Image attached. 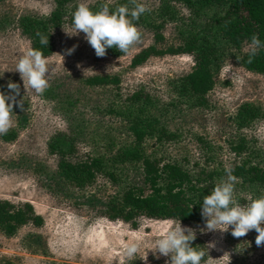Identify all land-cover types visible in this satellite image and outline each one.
Returning <instances> with one entry per match:
<instances>
[{"label":"rangeland","instance_id":"1","mask_svg":"<svg viewBox=\"0 0 264 264\" xmlns=\"http://www.w3.org/2000/svg\"><path fill=\"white\" fill-rule=\"evenodd\" d=\"M72 1L70 6L86 3L92 9L98 5L114 8L121 0ZM136 2L146 8L135 24L140 36L122 57H97L82 32L68 36L64 32L71 34L68 26L56 31V51L47 58L48 87L36 94L25 92L14 71L17 58L30 47L21 34L19 20L26 15H48L55 0H0V86H5L0 91H8L9 80L21 87L16 98L21 106L13 105L14 123L0 135V199L29 202L44 219L42 227H23L12 237L0 232V264H165L168 260L154 258L147 249L171 226L170 221L141 219L136 229L120 221H107L101 214L107 195L115 191L107 179L98 177L87 188L76 190L56 176L57 159L47 145L59 132L69 138L77 156L103 159L123 183L141 188V161L145 157L181 164L203 180L206 176L198 175L202 170L214 171L219 182L226 170L231 171L239 162L229 145L235 137L252 146V155L254 151L264 154V75L244 70L232 56L236 52L229 53L219 29L211 27L215 18L223 16V9L204 0ZM157 34L163 38L157 48L177 46L195 34L205 52L212 53L214 85L203 103H180L175 90L176 83L193 67L191 57L152 58L140 67L129 66L136 53L155 43ZM73 45L75 50L65 55ZM242 50L247 51V45ZM104 74L120 76L122 100L139 89L151 95L153 102L134 113L157 120L152 136L137 143L125 115L114 109L119 106L111 103L110 90L85 85L87 77ZM245 104L257 107L261 116L243 123L239 113ZM161 129L174 138L159 139ZM4 136L12 139L4 141ZM134 149L137 157L124 154ZM255 161L264 165L261 158ZM233 195L239 203L249 193L235 181ZM186 226L196 230L194 243L205 252L201 264H264V244L256 246L254 230L233 237L230 231L202 232L203 222ZM133 234L141 238V246L128 258L122 254V241ZM209 242H214V247L208 248ZM145 250L147 256L142 260Z\"/></svg>","mask_w":264,"mask_h":264},{"label":"trees","instance_id":"2","mask_svg":"<svg viewBox=\"0 0 264 264\" xmlns=\"http://www.w3.org/2000/svg\"><path fill=\"white\" fill-rule=\"evenodd\" d=\"M217 4L223 9V16L215 18L211 27L218 28L224 42L229 46L232 55L238 64L246 71L264 75V48H261L249 62L248 50L243 51L250 37L255 34L264 42V0H204ZM72 0H55L54 9L46 16H23L19 20L21 34L27 38L30 47L39 49L44 57H51L56 51L55 32L63 26H69L72 13L76 6H70ZM127 5V0H121L110 12L119 5ZM102 5L93 7L98 11ZM141 17L133 20L135 25ZM48 36V45H41L36 33ZM163 40L162 36L155 35V43L143 48L130 60V67L137 68L152 58L166 56H189L193 60L190 72L183 76L175 85L180 103L198 101L203 103L207 94L212 90L214 81L213 57L206 53L200 44L197 35L186 37L181 44L166 48H157L156 44ZM126 52L118 49H106L105 54L114 58L122 57ZM85 85L97 89H109L111 103L117 104L120 113L125 115L128 128L137 143L146 136H152L156 121L152 116L134 113L138 107L142 109L151 104V95L143 89L136 90L125 100L120 96V76L116 74L93 75L84 80ZM133 111V112H132ZM240 118L243 123L257 120L261 113L257 107L245 104L240 108ZM158 138L172 140L174 135L166 129L158 131ZM156 136V135H153ZM8 141L11 137H2ZM12 139V138H11ZM247 141L239 136L230 142V150L239 158V162L230 171L242 187L249 193L239 200L244 205L249 198L255 199L264 196V165L256 162L257 158L264 161V154L250 151ZM48 151L55 156L56 176L66 185L76 190H83L92 185L98 177L107 179L114 188V193L107 195L101 216L110 222L120 221L136 229L141 219L154 221H180L185 225H197L202 221L200 203L203 196L209 194L218 183L214 171L202 170L198 175H205L203 180L193 175L181 164L165 162L157 157H145L141 161L144 188L123 183L120 176L108 170L103 159L91 155L77 156V149L64 133H57L48 142ZM250 151V152H248ZM130 158L138 155V150L125 151ZM44 219L29 202H12L0 199V232L8 237L16 235L23 227L40 228ZM191 246L199 247L191 242Z\"/></svg>","mask_w":264,"mask_h":264},{"label":"clouds","instance_id":"3","mask_svg":"<svg viewBox=\"0 0 264 264\" xmlns=\"http://www.w3.org/2000/svg\"><path fill=\"white\" fill-rule=\"evenodd\" d=\"M134 7L125 5L117 6L110 12L107 5H102L98 11H92L86 3H80L72 13L68 36L84 34V39L94 49L97 57H103L106 49L116 48L119 52H127L129 47L139 39V32L132 23L145 11V5L131 0ZM41 45H48V36L36 33ZM75 45L65 50V55H70L75 50ZM249 62L257 52L264 48L257 35L253 34L247 42ZM58 55V54H57ZM61 59L63 56L59 55ZM14 71L17 72L26 91L42 94L48 87L46 79L50 69L46 57L39 49L27 48L17 58ZM2 76V74H0ZM5 87V86H0ZM8 91H0V135L6 134L13 125V105L21 106V101L16 98L20 95L19 84L9 80L6 82ZM237 178L226 170V176L212 188L211 192L202 198L200 216L203 221L202 232L230 231L233 237L245 236L250 230L257 234L254 238L256 246L264 244V196L241 205L234 200V182ZM163 235L155 239L150 250L154 258L168 257L165 264H201L205 255L204 250L191 246L196 238V230L189 226H181L180 221H170ZM123 255L134 257L140 250L141 238L135 234L122 241ZM208 248L214 247V242H209ZM158 254V255H157ZM147 251H144L142 260H145Z\"/></svg>","mask_w":264,"mask_h":264}]
</instances>
